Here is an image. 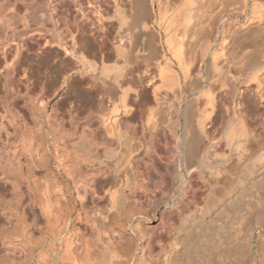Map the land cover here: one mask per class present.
Returning <instances> with one entry per match:
<instances>
[{
    "label": "bare ground",
    "instance_id": "6f19581e",
    "mask_svg": "<svg viewBox=\"0 0 264 264\" xmlns=\"http://www.w3.org/2000/svg\"><path fill=\"white\" fill-rule=\"evenodd\" d=\"M103 2L105 12L95 10L104 33L101 61L109 82L103 81L118 90L122 112L103 119L99 136L69 143L78 152L75 165L61 163L78 178L69 186L36 173L32 180H3L11 193L0 188V264H261L264 0ZM56 39L50 44L77 71L96 70L87 48ZM133 100L140 113L149 105L147 129L166 135L177 167L201 176L217 170L210 172L216 179L202 180L203 187L161 180L153 196L136 163L143 141L130 132ZM8 135L0 127L1 143ZM7 148L0 152V176L15 163ZM108 159L122 165L112 178L104 172ZM97 174L104 180H95Z\"/></svg>",
    "mask_w": 264,
    "mask_h": 264
},
{
    "label": "rangeland",
    "instance_id": "374dc122",
    "mask_svg": "<svg viewBox=\"0 0 264 264\" xmlns=\"http://www.w3.org/2000/svg\"><path fill=\"white\" fill-rule=\"evenodd\" d=\"M103 1L0 0V127L9 133L7 143L0 141V152L8 147L7 151L12 155L10 158L15 162L14 166L3 167L5 173L0 176V188L6 194H10L11 189L3 180H32V173L39 174L42 180H60L66 186H69L70 180H78L72 179L61 166L62 161L72 166L77 161L75 155L78 152L69 143L86 135L99 136L105 131L103 119L114 118L115 114L122 112L118 90L114 89L111 93L107 89L109 80L105 76L108 72L102 67L104 33L98 24L96 11L100 12L99 15L105 12ZM102 20L105 22L104 18ZM52 39L67 42L65 45H69L68 48H87V53L90 52L88 57L98 61L96 70L88 76L81 74L72 58L67 57L62 48L59 49L60 46L50 44ZM3 43H6L5 47ZM109 73L113 76L116 72ZM133 101L128 103L131 108L134 107L131 111L135 114L130 132L143 141L136 163L141 178L144 182L148 180L153 196L159 193L161 180L184 178L203 187L202 180L216 179L210 172L215 175L217 170L205 169V176H201L204 174H198L199 170L189 172L177 167L168 152L166 135H151L147 129L145 119L149 105H146L147 108L142 106L144 112L140 113L139 105ZM165 104L160 105L159 116H162ZM120 117H124L123 120L128 118L123 114ZM29 136L33 138L30 142L27 140ZM54 136L64 137L66 146L62 139L55 142ZM146 141H151L147 152L144 151ZM103 148L100 146L98 151L105 156ZM56 150L59 152L56 153ZM82 165L86 170L84 162ZM121 166L119 163L116 167L109 160L105 176L114 177L115 169ZM94 179L104 180L98 174ZM70 187L67 189L71 191ZM200 190L204 191V188H198L197 192L200 193Z\"/></svg>",
    "mask_w": 264,
    "mask_h": 264
},
{
    "label": "crops",
    "instance_id": "0c3cea01",
    "mask_svg": "<svg viewBox=\"0 0 264 264\" xmlns=\"http://www.w3.org/2000/svg\"><path fill=\"white\" fill-rule=\"evenodd\" d=\"M114 92V91H113ZM113 92H111V93H113Z\"/></svg>",
    "mask_w": 264,
    "mask_h": 264
}]
</instances>
